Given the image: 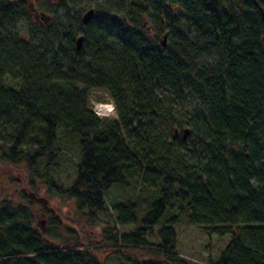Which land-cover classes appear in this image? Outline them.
<instances>
[{"label": "trees", "instance_id": "obj_1", "mask_svg": "<svg viewBox=\"0 0 264 264\" xmlns=\"http://www.w3.org/2000/svg\"><path fill=\"white\" fill-rule=\"evenodd\" d=\"M27 1L0 0V161L41 160L47 172L59 133L75 141L76 176L58 193L89 216L136 172L146 210L114 206L132 231L107 240L122 264H188L176 252L181 220L230 236L208 264H264V0H103L86 26L62 15L80 0L43 5L44 25ZM95 91L114 119L94 113ZM173 97L190 106L175 109ZM25 213L0 199V264H105L104 247H58ZM130 248L155 257H125Z\"/></svg>", "mask_w": 264, "mask_h": 264}, {"label": "rangeland", "instance_id": "obj_2", "mask_svg": "<svg viewBox=\"0 0 264 264\" xmlns=\"http://www.w3.org/2000/svg\"><path fill=\"white\" fill-rule=\"evenodd\" d=\"M103 0H80L74 6H71L66 13H62L70 21L81 20L86 11L97 8ZM50 2L56 3V0H28L27 6L31 13V19L42 25L50 24L53 16L48 15L43 10V5ZM81 14L79 15V13ZM47 17V19H45ZM44 23V24H43ZM26 28L23 25L18 27V33L25 36ZM164 28L162 34L166 33ZM80 36V35H79ZM78 36V37H79ZM77 37V38H78ZM163 35L160 40H162ZM205 60L212 63L214 55L204 56ZM177 101L175 109L179 110L180 106H190L189 99ZM93 111L99 105H112L109 97L101 91H95L90 97ZM113 106V105H112ZM114 108V107H113ZM181 112L177 118L181 117ZM102 115V114H101ZM114 112L110 113L108 118L114 119ZM100 118H107L98 116ZM4 123V122H3ZM176 126L172 127L174 130ZM183 128H190L183 126ZM7 130H2L4 137ZM59 154L55 159L56 165L50 170L45 171V165L40 160L32 169L27 168L24 161L16 164L2 163L0 161V199H6L13 208L27 210V216L30 217V223L38 232L42 231L43 235L47 234V239L55 243L58 247L71 246L73 243H80L85 246L92 245L95 247H104L103 251L96 253L97 257L105 264H122L124 259L118 258V247H113L112 242L107 241L109 236L115 235L117 241L122 235L130 233L132 227L119 226L116 223V214L113 207L128 202H138V210H146L144 200H137L139 188L137 187L139 177L136 172H130L125 175L126 185H113L105 193V205L107 210L104 213L89 216L86 212L79 213L75 210V201L66 199L58 193V190L68 189L71 187L76 176V160L78 149L75 141H67L59 133L57 143ZM54 163V164H55ZM50 186V189L48 188ZM37 199L47 201V207L52 211H46ZM44 221V224L41 222ZM157 228H155L156 231ZM177 236L176 252L182 260L188 264H208L215 262L221 252L224 250L230 236L218 237L215 234H208L202 227L187 225L183 220L175 227ZM147 241L153 245L157 243L155 236L147 238ZM111 245L110 247H106ZM150 250L130 248L123 251L125 257L132 256L138 260L145 261L154 258L155 255L149 253Z\"/></svg>", "mask_w": 264, "mask_h": 264}, {"label": "water", "instance_id": "obj_3", "mask_svg": "<svg viewBox=\"0 0 264 264\" xmlns=\"http://www.w3.org/2000/svg\"><path fill=\"white\" fill-rule=\"evenodd\" d=\"M93 16H94V10L93 9H90V10L86 11V13H84L83 16L81 17L82 24L84 26L88 25L92 21ZM45 19H47V17ZM166 39H167V35H164L163 36V40H162V46L165 45ZM83 41H84V36H79L77 38V40H76V49H77V51H80L81 50ZM175 134H177V131H175ZM188 134H189V130L186 129V130H183L182 131V138H183V140H186ZM36 201L37 202H40L41 205H42V207L46 211H50V212L52 211L50 208L47 207V201L46 200L37 199ZM41 223H43V222H41Z\"/></svg>", "mask_w": 264, "mask_h": 264}, {"label": "built area", "instance_id": "obj_4", "mask_svg": "<svg viewBox=\"0 0 264 264\" xmlns=\"http://www.w3.org/2000/svg\"><path fill=\"white\" fill-rule=\"evenodd\" d=\"M112 108H113L112 105H99L95 108L94 113L97 116L102 117L105 115V117H108L110 113L114 112V111H110V109H112Z\"/></svg>", "mask_w": 264, "mask_h": 264}, {"label": "clouds", "instance_id": "obj_5", "mask_svg": "<svg viewBox=\"0 0 264 264\" xmlns=\"http://www.w3.org/2000/svg\"><path fill=\"white\" fill-rule=\"evenodd\" d=\"M114 110H115L114 108L110 109V111H114Z\"/></svg>", "mask_w": 264, "mask_h": 264}, {"label": "flooded vegetation", "instance_id": "obj_6", "mask_svg": "<svg viewBox=\"0 0 264 264\" xmlns=\"http://www.w3.org/2000/svg\"><path fill=\"white\" fill-rule=\"evenodd\" d=\"M42 224H44V221H43V223ZM40 233H41V231H40Z\"/></svg>", "mask_w": 264, "mask_h": 264}]
</instances>
